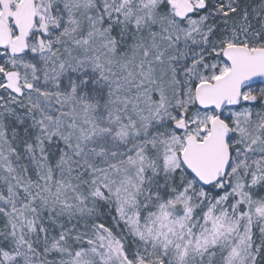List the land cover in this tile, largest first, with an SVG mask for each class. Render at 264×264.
Returning <instances> with one entry per match:
<instances>
[{"label":"snow or ice","instance_id":"1","mask_svg":"<svg viewBox=\"0 0 264 264\" xmlns=\"http://www.w3.org/2000/svg\"><path fill=\"white\" fill-rule=\"evenodd\" d=\"M0 264H264V0H0Z\"/></svg>","mask_w":264,"mask_h":264}]
</instances>
